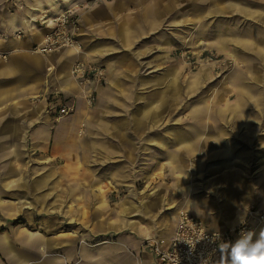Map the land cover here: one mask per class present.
<instances>
[{"label": "crops", "instance_id": "obj_1", "mask_svg": "<svg viewBox=\"0 0 264 264\" xmlns=\"http://www.w3.org/2000/svg\"><path fill=\"white\" fill-rule=\"evenodd\" d=\"M33 1L26 12L0 10V264H162L143 242L149 238L168 242L179 211L202 219L209 230L220 231L245 220L248 207L264 209V121L257 120L255 106L190 104L185 110L168 106L167 98L177 99L175 81L163 72L140 76L141 67H135L160 62L161 56L144 61L143 55L157 50L168 53L181 42L179 25L185 16L193 18L191 11L199 0L85 4L80 9L83 51L64 49L50 55L34 54L31 49L49 30L53 16L70 5L64 0ZM72 1L71 5L82 2ZM77 59L106 70L107 82L97 90L92 107L93 123L87 121L92 108L85 106L70 75ZM133 71L140 76L136 89L131 86L136 81ZM146 84L152 87L144 89ZM54 91L64 99L76 96L75 112L57 123L45 113L43 102L33 100ZM133 94L157 100L143 98L133 104L128 100ZM161 96H166L163 103ZM168 107L175 114L167 120ZM84 122L88 129L95 128L94 170H82L70 190L78 185L79 190L90 191L93 185L95 195L100 188L107 197L115 198L113 192L123 196L114 199L116 209L111 215L103 212L108 202L75 201L73 211L64 209L60 233L54 210L45 202L54 190L53 174L32 173L36 177L24 184L26 169L12 166V161L90 160L88 129L84 137L78 136ZM135 144H142V166L136 165L130 152ZM200 151L207 158L198 157L189 167L188 160ZM157 161L162 175L156 173ZM7 177L14 180L8 183ZM90 177L93 184L86 188L83 183ZM136 179L143 181L141 186ZM44 187L46 198L36 194L30 204L22 195L9 202L2 196L11 188L15 193L23 188L37 193ZM30 205L35 209H28ZM13 218L38 229L1 230ZM261 230L264 225L255 226L254 239Z\"/></svg>", "mask_w": 264, "mask_h": 264}, {"label": "rangeland", "instance_id": "obj_2", "mask_svg": "<svg viewBox=\"0 0 264 264\" xmlns=\"http://www.w3.org/2000/svg\"><path fill=\"white\" fill-rule=\"evenodd\" d=\"M46 3V0H39ZM33 0H0L1 11H22L26 12L29 9V3ZM48 7L47 5L45 6ZM191 16H185V19L179 25L182 29L181 42L178 43L168 53L162 51H151L145 53L143 60L147 61L154 56H161L163 59L160 62H143L141 65H135L138 70L141 67V75L146 74L152 76L154 74L166 73L167 77L175 81L174 89L177 90L176 101H170L168 98L165 103L170 105L183 106L190 104H212L231 106L239 104L242 106L254 105L257 120L264 121V0H199L197 7H193ZM54 17V16H53ZM41 22L39 19L37 20ZM45 24V22H44ZM221 48H220V47ZM233 54V59L227 53ZM138 55V52H135ZM132 72L131 77H135L136 81L131 86L136 89L139 84L137 74ZM162 73V74H163ZM134 78V79H135ZM195 83L194 87L190 85ZM152 86L146 84L144 89H150ZM166 97V96H165ZM160 97L163 103V98ZM143 98H154L140 95H132L129 97L130 103H139ZM156 98V97H155ZM152 99L155 101L157 99ZM166 119L174 118L175 111L168 107ZM91 117L87 121L94 122V108L89 113ZM119 114V113H117ZM180 114V112H179ZM185 114V112H184ZM185 118V117H184ZM86 121V120H85ZM88 123L80 125L78 136L84 137L85 130L88 129ZM94 125L87 130L89 133L88 151L91 154L90 160L67 159V160H38L25 159L23 161H12V166L25 168L27 171L22 177V182L30 183L36 177L32 173L42 174L45 170L51 172L54 176V190L49 192V196L45 202L49 201L48 207L54 210L56 228L58 232H62V221L64 209L73 211L72 206L76 205L75 201H86L91 198L92 202H108L104 206L103 212L107 215L113 214L116 208H113L114 199L122 198L123 193L118 192L114 196L107 194L98 188L99 193L95 195L94 187L92 190H79L78 185L75 189L70 190L73 184L79 182L82 170L91 168L94 170L95 165V144L93 143ZM92 137V138H90ZM129 145L130 152L135 154L136 165L142 166L144 153L140 151L142 144ZM130 153V155H131ZM205 156L203 151L191 157L188 160V166L197 161L198 157ZM207 158V156H205ZM212 161V158H209ZM140 161V164H139ZM9 161L8 163H10ZM138 163V164H137ZM158 171L159 175L163 174L161 163ZM11 165V164H10ZM244 165V163H242ZM9 166V165H8ZM138 170L143 171L142 168ZM141 174V172H139ZM141 177V176H138ZM83 183L84 187L91 188L93 177ZM8 183L14 180L13 177H7ZM82 179V177H81ZM138 187L143 183L142 180H137ZM23 192L15 188L7 190L2 196L8 200H15V197H25L30 204L32 200L41 195L47 196L46 187L36 191H31L30 188ZM17 194V195H16ZM145 193H140L144 195ZM136 199V198H135ZM25 202V201H23ZM35 203V202H34ZM105 205V204H104ZM70 207V208H69ZM253 207V206H251ZM28 209H35L30 205ZM256 208V207H254ZM43 209V208H42ZM258 209V208H257ZM44 211V209L42 210ZM84 212H87L84 210ZM43 213V212H41ZM45 214V212H44ZM34 225H24L20 218H13L6 223L1 229L3 231H32L35 230ZM28 229V230H27ZM38 229V228H37ZM45 231V230H42ZM62 237V235H57ZM58 252V251H57Z\"/></svg>", "mask_w": 264, "mask_h": 264}, {"label": "built area", "instance_id": "obj_3", "mask_svg": "<svg viewBox=\"0 0 264 264\" xmlns=\"http://www.w3.org/2000/svg\"><path fill=\"white\" fill-rule=\"evenodd\" d=\"M99 1L82 0L62 9L52 18L49 30L41 41L33 45L32 53L50 55L64 49L81 53L83 46L79 38L80 9L85 4H95ZM2 58H6V55L2 54ZM70 75L79 86L80 97L85 106L92 108L97 90L107 82L105 67L77 59L70 67ZM33 100L44 103L45 113L51 114L54 123L70 116L76 110V96L64 99L58 91L44 93ZM244 221L227 230H209L202 219L181 210L178 212L177 223L168 242L163 238H149L144 240L143 244L162 264H216L220 257L218 245L224 241L234 242L242 231L254 233L256 225H264V209L248 207Z\"/></svg>", "mask_w": 264, "mask_h": 264}, {"label": "clouds", "instance_id": "obj_4", "mask_svg": "<svg viewBox=\"0 0 264 264\" xmlns=\"http://www.w3.org/2000/svg\"><path fill=\"white\" fill-rule=\"evenodd\" d=\"M240 219V223H244ZM255 233L241 232L234 242L224 241L218 245V264H264V230L254 239Z\"/></svg>", "mask_w": 264, "mask_h": 264}, {"label": "bare ground", "instance_id": "obj_5", "mask_svg": "<svg viewBox=\"0 0 264 264\" xmlns=\"http://www.w3.org/2000/svg\"><path fill=\"white\" fill-rule=\"evenodd\" d=\"M64 2H65V4H67V5H70V6H73V5H71L72 4V0H64ZM78 3V2H77ZM76 4V3H75ZM58 11V10H57ZM73 51V50H72ZM42 250H43V248H42Z\"/></svg>", "mask_w": 264, "mask_h": 264}]
</instances>
